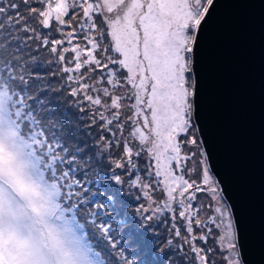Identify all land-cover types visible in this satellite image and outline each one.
Returning <instances> with one entry per match:
<instances>
[{
    "label": "snow or ice",
    "instance_id": "6c2138e0",
    "mask_svg": "<svg viewBox=\"0 0 264 264\" xmlns=\"http://www.w3.org/2000/svg\"><path fill=\"white\" fill-rule=\"evenodd\" d=\"M214 6L0 0V264H134L125 189L174 264H243L193 134Z\"/></svg>",
    "mask_w": 264,
    "mask_h": 264
},
{
    "label": "water",
    "instance_id": "95a60500",
    "mask_svg": "<svg viewBox=\"0 0 264 264\" xmlns=\"http://www.w3.org/2000/svg\"><path fill=\"white\" fill-rule=\"evenodd\" d=\"M193 68L194 122L243 264H264V0H215Z\"/></svg>",
    "mask_w": 264,
    "mask_h": 264
},
{
    "label": "rangeland",
    "instance_id": "374dc122",
    "mask_svg": "<svg viewBox=\"0 0 264 264\" xmlns=\"http://www.w3.org/2000/svg\"><path fill=\"white\" fill-rule=\"evenodd\" d=\"M193 128L195 129V131L193 132V134L199 140L200 137L198 136L199 134L197 133L196 126L195 127L193 126ZM199 141H201V140H199ZM201 148H202V145H201ZM206 166H207V163H206ZM219 189H220V187H219ZM219 194L223 197V195L221 193V190H220V193ZM121 202L123 204L124 211H127L129 213V215H130L129 208L125 205V200H121ZM223 203H224V205L226 207L229 208V206L226 203L224 197H223ZM132 221H133V219H132ZM133 222H136L137 223L135 225V227H138L139 224H140L138 218H137L136 221H133ZM144 229H146V228H144ZM134 236L135 237L141 236V232H140L139 229H137V230L134 231ZM131 241H133V240H131ZM158 244L159 243H136L135 248L137 250H139V251H142L143 255L140 257L139 253L132 252L133 250H131L128 253V255L131 256L132 258H134V260H133L134 261V264H174V262H177L178 261L179 257L178 256L171 255L169 253V251H168V246L167 245L161 243L158 246Z\"/></svg>",
    "mask_w": 264,
    "mask_h": 264
},
{
    "label": "trees",
    "instance_id": "16d2710c",
    "mask_svg": "<svg viewBox=\"0 0 264 264\" xmlns=\"http://www.w3.org/2000/svg\"><path fill=\"white\" fill-rule=\"evenodd\" d=\"M55 79L56 78H53V82H55ZM193 126L194 127L196 126L194 119H193ZM196 129H197V127H196ZM197 133H198V130H197ZM199 140H200V138H199ZM202 149H203V147H202ZM117 197L120 201L125 200V205L129 208V211H130V215L127 211H124L125 217L128 220L130 227L127 229H124L123 235H125V237L131 236V240H133V241H130V242L132 244H134L135 246H136V243H159L158 246L161 243H163V238H165L167 236V233L164 232L163 228L159 229L158 231L155 232V234H153V228L144 229L140 224L138 227H135V225L137 224L136 222H133V221L137 220L135 208L140 203V201H138L135 198V193L129 192L127 189H125L123 192L117 193ZM132 219H133V221H132ZM137 229L140 230L141 236L135 237L134 231ZM132 250H133L132 252L139 253L140 257L143 255L142 251L137 250L135 247ZM133 260H134V258H133Z\"/></svg>",
    "mask_w": 264,
    "mask_h": 264
},
{
    "label": "clouds",
    "instance_id": "9594fccd",
    "mask_svg": "<svg viewBox=\"0 0 264 264\" xmlns=\"http://www.w3.org/2000/svg\"><path fill=\"white\" fill-rule=\"evenodd\" d=\"M222 193V192H221ZM226 201V200H225Z\"/></svg>",
    "mask_w": 264,
    "mask_h": 264
}]
</instances>
